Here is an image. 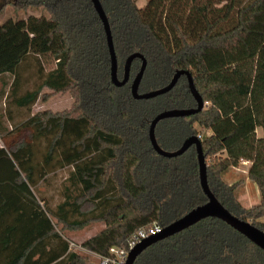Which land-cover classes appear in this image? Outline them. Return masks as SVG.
Wrapping results in <instances>:
<instances>
[{"label": "trees", "instance_id": "16d2710c", "mask_svg": "<svg viewBox=\"0 0 264 264\" xmlns=\"http://www.w3.org/2000/svg\"><path fill=\"white\" fill-rule=\"evenodd\" d=\"M99 1L120 80L128 57L139 53L147 61L141 94L185 70L203 98L200 113L157 125L158 145L175 152L197 137L213 195L264 232V0H148L142 8L137 0ZM10 6L16 16L42 15L6 20ZM141 66L133 61L124 86L112 82L107 34L92 0H0V102L9 100L0 110V264H88L62 231L103 223L80 248L108 257L140 229L165 228L208 202L196 147L166 158L149 138L158 114L197 107L187 77L165 95L136 100L131 85ZM66 94L71 108L33 114L38 101ZM16 112L25 118L17 122ZM245 162L261 193L249 209L235 196L239 184L222 180ZM65 169L63 202L52 208L37 189ZM134 264H264V251L208 218L148 247Z\"/></svg>", "mask_w": 264, "mask_h": 264}, {"label": "water", "instance_id": "95a60500", "mask_svg": "<svg viewBox=\"0 0 264 264\" xmlns=\"http://www.w3.org/2000/svg\"><path fill=\"white\" fill-rule=\"evenodd\" d=\"M92 2L105 26L108 46H109L110 56H111L112 82L117 87H122L128 83L130 79V70H131L132 63L135 59L140 58L142 59V66L140 68L138 75L132 81V85H131L132 95L136 100H148V99L156 98L158 96L165 95L174 89V87L178 84L179 80L183 76H186L188 80V86H189L190 92L197 102V107L193 109H176V110L164 111L158 114L151 122L150 130H149V138H150V142L154 150L159 155L166 157V158L180 157L183 154H185L191 147L193 146L196 147L197 154H198V161H199L200 183H201V187L204 193L208 197V202L202 206H199L193 209L188 214L181 217L174 223L163 228L161 233L151 236L150 238L144 240L142 243L137 245L130 252L126 264H134L137 257L144 250H146L148 247L152 246L153 244L161 240L175 236L208 218H217L223 221L228 226L236 230L238 233L246 237L250 242H252L259 249L264 251V232L260 230L259 228L255 227L254 225H252L251 223L241 220L235 217L233 214H231L211 192L209 184H208V177H207V162H206V158L204 156L203 150H202V145H201L200 140L197 137L189 138L188 140L184 142L182 147L175 152H166L163 149H161V147L158 145L155 132H156L157 125L162 120L169 119V118H183V117H189L192 115H196L200 113L201 111H203L205 107L203 98L200 96L199 92L197 91L195 87L191 73L185 70L178 71L176 72L171 82L166 87L141 94L139 92V88H140V84L142 82L144 73L147 68V61L141 54L136 53V54L129 56L128 59L126 60L125 65H124V77L122 80H120L118 77V60H117V56L115 52L113 36H112L108 18L102 8L100 1L92 0Z\"/></svg>", "mask_w": 264, "mask_h": 264}, {"label": "rangeland", "instance_id": "374dc122", "mask_svg": "<svg viewBox=\"0 0 264 264\" xmlns=\"http://www.w3.org/2000/svg\"><path fill=\"white\" fill-rule=\"evenodd\" d=\"M147 2L148 0H137V5L140 8H142L147 4ZM30 15L39 17L42 15V11L31 9L27 13L21 12L16 16L14 14L13 8L9 7L6 13V20L10 18H15V17L26 19ZM3 88H4V84L0 82V91ZM9 89H10L9 87L6 88V91L9 92ZM70 99H72V97L69 94L54 96L53 100L49 104H47V108H53V104H54V105H58V108H56L58 110L68 109L70 107ZM8 101L6 102L5 98H3V100L0 102V106H4V104L8 103ZM43 104H46V103H43L41 100L38 101V103L33 108V113L35 109L41 110L40 108ZM24 118H25V113L24 115L21 116L19 112L18 113L16 112L15 119L17 122L22 121ZM208 134H209L208 132H204L203 136H207ZM259 134L261 135V130L259 131ZM248 164L250 163L248 162ZM249 166H251V164ZM247 168L250 169L248 165L244 166V163H242L238 168H235L237 170L230 169L225 174L222 175V180L226 182L228 185L239 184L238 188L235 190V196L240 201L243 199L242 198L243 195H250L253 198L256 192H258L259 194V189L257 185L253 183L252 181H250L248 178V175L244 174L243 172V171H248ZM68 174H69V169H65L59 172L57 174V177L56 176L53 177L50 183H48L47 185H42L39 187V189H37V195L40 198H46V200L48 201V204L52 206V208H55L59 203L63 202L62 201L63 200V195H62L63 182L62 181L64 180V177L68 176ZM253 199L254 201L252 204L249 202H244L242 200L244 202L243 203L241 201V204H243L242 206L249 209L261 203L260 195H257V197L255 196V198ZM249 205H252V206L249 207ZM57 227L59 230L62 231V225H57ZM104 228H105V225L103 223H95L81 231H77V232L62 231V233L65 239H67L72 244H75L76 247L73 248L74 251L87 257L88 264H100L101 259L98 255H94L88 251H84L80 248V246L89 237H92V235L94 234L96 235L97 233L102 231Z\"/></svg>", "mask_w": 264, "mask_h": 264}, {"label": "built area", "instance_id": "2783aa9c", "mask_svg": "<svg viewBox=\"0 0 264 264\" xmlns=\"http://www.w3.org/2000/svg\"><path fill=\"white\" fill-rule=\"evenodd\" d=\"M163 227L157 223L151 226L140 229L136 234H134L129 240L127 247L123 248H112L110 250V256L100 257L101 264H126L130 252L144 240L161 233ZM75 244L71 243V248H75Z\"/></svg>", "mask_w": 264, "mask_h": 264}, {"label": "crops", "instance_id": "0c3cea01", "mask_svg": "<svg viewBox=\"0 0 264 264\" xmlns=\"http://www.w3.org/2000/svg\"><path fill=\"white\" fill-rule=\"evenodd\" d=\"M11 7V6H10ZM9 8V7H8ZM9 88H10V85H9ZM54 98V97H53ZM53 98L50 100V101H48V103H46V104H43L42 106H41V110H37V109H35L34 110V113L33 114H36V113H38V112H41V111H45V110H51V111H53V112H61V111H63V110H58V109H56V108H58V105H54L53 104V108H47V104H49L52 100H53ZM72 104H73V100L72 99H70V107L72 106ZM43 107V108H42ZM69 107V108H70ZM68 108V109H69ZM5 109V106H0V110L3 112V110ZM4 112H5V110H4ZM7 116V115H6ZM2 120L4 121V127L6 128V129H9V131H11L12 130V121L8 118V117H4V118H2ZM210 134V133H209ZM208 134V135H209ZM3 146V142H2V140H1V137H0V148ZM248 165V167H250L249 165L250 164H248V162L246 163H244V166H247ZM231 169H235V168H231ZM248 169V171H243L244 172V174H247L248 175V172H249V168H247ZM230 170V169H229ZM235 170H237V169H235ZM228 171V170H227ZM226 171V172H227ZM226 172H224L223 174H225ZM64 180H65V177H64ZM63 180V181H64ZM62 181V182H63ZM231 184V183H230ZM259 189V188H258ZM257 195H260V197H261V193H260V190H259V194H258V192H256L255 193V196L257 197ZM255 196L253 197V198H255ZM242 200L244 201V202H249V203H253V201H254V199L250 196V195H243L242 196ZM241 200V201H242ZM240 201V200H239ZM240 201V202H241ZM242 201V202H243ZM243 202V203H244ZM243 205V204H242ZM252 205H249V207H251ZM15 218H16V211L15 210H13V211H10V213L8 214V219L9 220H11V219H13V220H15ZM95 235V234H94ZM94 235H92V237L94 236ZM89 238H91V237H89ZM88 238V239H89ZM95 255V254H94Z\"/></svg>", "mask_w": 264, "mask_h": 264}]
</instances>
